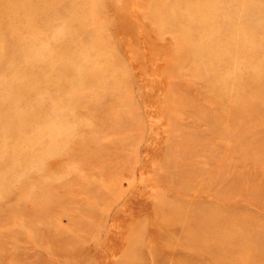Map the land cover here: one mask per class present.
<instances>
[{
  "label": "rangeland",
  "instance_id": "obj_1",
  "mask_svg": "<svg viewBox=\"0 0 264 264\" xmlns=\"http://www.w3.org/2000/svg\"><path fill=\"white\" fill-rule=\"evenodd\" d=\"M0 264H264V0H0Z\"/></svg>",
  "mask_w": 264,
  "mask_h": 264
}]
</instances>
